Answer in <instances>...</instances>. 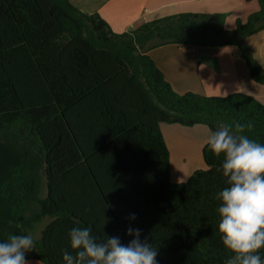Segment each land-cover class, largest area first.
Returning <instances> with one entry per match:
<instances>
[{"label": "trees", "instance_id": "1", "mask_svg": "<svg viewBox=\"0 0 264 264\" xmlns=\"http://www.w3.org/2000/svg\"><path fill=\"white\" fill-rule=\"evenodd\" d=\"M258 2L232 31L225 15L186 13L118 34L70 0H0V241L49 220L26 258L62 264L73 227L127 244L131 224L158 250L157 264H224L232 253L220 239L215 199L227 186L217 171L223 154L206 144L207 169L173 183L161 125L214 132L227 124L264 144V104L243 93L178 94L149 52L235 46L264 86L248 44L264 32Z\"/></svg>", "mask_w": 264, "mask_h": 264}, {"label": "clouds", "instance_id": "2", "mask_svg": "<svg viewBox=\"0 0 264 264\" xmlns=\"http://www.w3.org/2000/svg\"><path fill=\"white\" fill-rule=\"evenodd\" d=\"M245 125L238 130L244 131ZM251 127V124L247 125ZM207 147L222 163L217 168L226 178V187L215 199L217 229L223 246L232 255L224 264H264V144L235 135L231 125L221 124L206 141ZM129 221L136 215L130 214ZM127 244L119 236L100 241L90 227H73L68 232L72 251L62 252V264H157L158 250L147 238L141 240V229L129 225ZM35 246L31 234H13L0 241V264H29L26 253Z\"/></svg>", "mask_w": 264, "mask_h": 264}, {"label": "crops", "instance_id": "3", "mask_svg": "<svg viewBox=\"0 0 264 264\" xmlns=\"http://www.w3.org/2000/svg\"><path fill=\"white\" fill-rule=\"evenodd\" d=\"M70 1L85 13L99 14L118 34L134 30L148 22L186 13L225 15V28L232 31L236 28L238 20L246 21L250 15L260 10L258 0ZM248 44L255 59L264 67V32L251 37ZM149 55L178 94L227 97L243 93L264 104V86L251 79L248 66L238 47L212 49L167 45L152 49ZM196 128V131L204 132L207 137L210 135L202 125H196ZM161 129L163 131V126ZM174 130L187 131L180 128ZM168 147L171 154V148L169 145ZM28 262L43 264L36 260Z\"/></svg>", "mask_w": 264, "mask_h": 264}, {"label": "rangeland", "instance_id": "4", "mask_svg": "<svg viewBox=\"0 0 264 264\" xmlns=\"http://www.w3.org/2000/svg\"><path fill=\"white\" fill-rule=\"evenodd\" d=\"M205 127L211 134V129L207 125L200 124ZM163 135L167 140V144L171 148V181L173 183H186L197 172L206 170L207 165L203 156V148L206 145V134L196 131L195 126L172 125L164 123ZM170 130H168V129ZM180 128L187 130L186 132L174 130ZM162 131V132H163ZM42 183L41 197L47 194V185L44 178L40 179ZM49 222L45 220L41 222L37 228L30 232L36 242L40 238V233L43 227Z\"/></svg>", "mask_w": 264, "mask_h": 264}]
</instances>
